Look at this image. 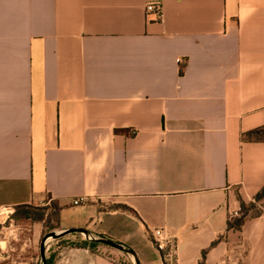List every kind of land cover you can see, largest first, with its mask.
<instances>
[{
  "label": "crops",
  "instance_id": "0c3cea01",
  "mask_svg": "<svg viewBox=\"0 0 264 264\" xmlns=\"http://www.w3.org/2000/svg\"><path fill=\"white\" fill-rule=\"evenodd\" d=\"M263 127L264 0H0V212L54 205L134 253L66 234L55 264H264V207L228 227Z\"/></svg>",
  "mask_w": 264,
  "mask_h": 264
},
{
  "label": "rangeland",
  "instance_id": "374dc122",
  "mask_svg": "<svg viewBox=\"0 0 264 264\" xmlns=\"http://www.w3.org/2000/svg\"><path fill=\"white\" fill-rule=\"evenodd\" d=\"M264 201L258 203L251 214L262 210ZM44 216V222L34 231L35 219ZM50 233L58 234V208L6 209L0 212V264H43L41 243ZM76 240L72 244H77ZM56 239L46 243V259L60 246Z\"/></svg>",
  "mask_w": 264,
  "mask_h": 264
},
{
  "label": "trees",
  "instance_id": "16d2710c",
  "mask_svg": "<svg viewBox=\"0 0 264 264\" xmlns=\"http://www.w3.org/2000/svg\"><path fill=\"white\" fill-rule=\"evenodd\" d=\"M244 139L248 140V141H264V127L248 132L246 134H244ZM264 201V188L262 189V191L256 196V202L260 203ZM257 203H252L250 205H246L244 202H241V211H240V215L238 217H233L230 216V221H229V225L228 227L230 229H235V230H240L242 228V226L244 225L245 220L248 217H256L258 215H260L263 211V207L262 210L257 213L252 215V209L257 205ZM31 206H22V207H18L16 209H12L13 211H16L18 209H26V208H30ZM35 208V207H34ZM111 209H115V210H124V211H130L132 212L133 210L128 208L125 205H115L113 206ZM36 223H43L44 222V216H41L40 218L35 219ZM80 236V234H77ZM151 240L153 241L154 245L156 246V248L161 252L163 258H165V256L169 253V251L171 250V246L166 245L165 247H162L159 243V241H157L153 236H151ZM216 243H214L213 245H215ZM81 248H89L92 251H94L96 249V247L100 246L101 244L96 242V241H81L77 244H75ZM207 251L203 252L204 257L206 256ZM55 259H56V255L53 254L51 255L49 258H47V264H55Z\"/></svg>",
  "mask_w": 264,
  "mask_h": 264
},
{
  "label": "water",
  "instance_id": "95a60500",
  "mask_svg": "<svg viewBox=\"0 0 264 264\" xmlns=\"http://www.w3.org/2000/svg\"><path fill=\"white\" fill-rule=\"evenodd\" d=\"M75 233L82 234L89 241H96V242H98L100 244H104V245L110 246L112 248L118 249V250H120L122 252L129 253V254H133L134 255V253L132 251H130L129 249L125 248L124 246L116 243L113 240L105 239V238H95L86 229L73 228V229H69L67 231L58 233V234L50 233V234H48L47 236L44 237V239L42 240V243H41V256H42L43 264H47V259H46V243H47V240L49 238L59 239L63 235H66V234H75Z\"/></svg>",
  "mask_w": 264,
  "mask_h": 264
},
{
  "label": "built area",
  "instance_id": "2783aa9c",
  "mask_svg": "<svg viewBox=\"0 0 264 264\" xmlns=\"http://www.w3.org/2000/svg\"><path fill=\"white\" fill-rule=\"evenodd\" d=\"M146 11H147L148 14H150V13L156 14L158 16L159 20H162L164 18L163 5L159 1H153V2L148 3L146 5ZM82 202H84V201L81 200V199L80 200H75L74 204L75 205H80ZM239 215H240L239 212H236L235 214L232 215V218L233 217H238ZM155 235L159 237L161 235V231L157 230L155 232ZM159 243H160V245L162 247L166 246L165 243H163V242L159 241Z\"/></svg>",
  "mask_w": 264,
  "mask_h": 264
}]
</instances>
